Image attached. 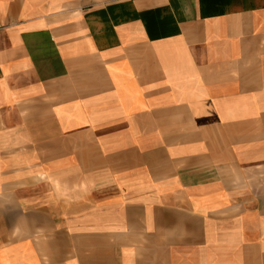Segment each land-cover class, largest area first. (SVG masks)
Here are the masks:
<instances>
[{
    "label": "crops",
    "instance_id": "0c3cea01",
    "mask_svg": "<svg viewBox=\"0 0 264 264\" xmlns=\"http://www.w3.org/2000/svg\"><path fill=\"white\" fill-rule=\"evenodd\" d=\"M0 264H264V0H0Z\"/></svg>",
    "mask_w": 264,
    "mask_h": 264
}]
</instances>
